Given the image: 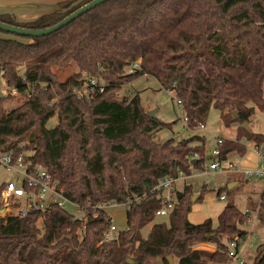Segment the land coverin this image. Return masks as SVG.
I'll return each instance as SVG.
<instances>
[{
    "label": "trees",
    "instance_id": "obj_1",
    "mask_svg": "<svg viewBox=\"0 0 264 264\" xmlns=\"http://www.w3.org/2000/svg\"><path fill=\"white\" fill-rule=\"evenodd\" d=\"M93 1L60 3L56 13L30 23L0 14V23L47 30ZM24 40L0 39V78L23 101L8 111L17 99L0 97V149L43 166L85 212L83 219L56 207L23 219L0 217V264H169V258L230 264V244L246 240L251 211L231 203L217 226L210 219L194 225V187L187 186L169 224H157L163 194L149 193L166 177L204 171L206 140L157 143L156 134L171 125L150 118L139 95L122 102L114 95L152 76L181 103L189 128L206 126L212 109L226 128L239 126L236 142L218 141L221 162L244 157L248 144L264 149L263 135L243 129L257 111L264 113V0H111L50 36ZM68 70L72 75L62 80ZM89 79L105 82L104 91L79 99L75 92ZM55 117L57 126L47 129ZM196 142L202 145L193 148ZM146 193L127 211L118 242L102 244L110 219L98 207ZM258 212L264 222V191ZM248 264H264V244Z\"/></svg>",
    "mask_w": 264,
    "mask_h": 264
},
{
    "label": "rangeland",
    "instance_id": "obj_2",
    "mask_svg": "<svg viewBox=\"0 0 264 264\" xmlns=\"http://www.w3.org/2000/svg\"><path fill=\"white\" fill-rule=\"evenodd\" d=\"M0 39H14L27 43L24 38L2 31H0ZM72 73V70L66 71L65 74H62V80H65L71 76ZM127 73L129 72L127 71ZM97 82H99L101 86L105 84L103 81L97 80ZM136 95H139L141 106L147 115L149 112L155 111L156 119L160 120L164 124L171 125V128L163 129L156 134L155 141L157 143L173 141L175 144H179L194 137L204 138L206 140V155L211 157L213 156V153L219 148L218 139L232 138V128L229 129L224 126L221 119V113L216 109L211 110L208 122L204 128H189L185 121L183 110L178 104V101L174 98V94L164 90L159 82L152 76H143L133 83L122 87L120 91L115 93L114 99L122 102L124 100H130ZM2 96L3 93H0V97ZM16 99V102L9 104L6 107L8 111L16 109L20 104L23 103V101H21L19 98ZM57 124L58 118L55 117L50 120L47 125V129H54ZM251 129L253 130V133L256 134L264 133V113L257 111L256 115L252 119ZM201 145V142H196L192 145V147L197 148ZM256 157L258 158L257 155ZM256 157L248 159L249 163L252 165L245 167L252 169L255 168L256 166L253 164H255V161L257 160ZM241 160L242 159L239 156L232 154L228 157L226 162H223V166H227L230 163L239 164L237 162H241ZM211 164L212 161L207 160L204 171L196 173L194 172V174L188 179H186L185 176L184 179L176 183V187L178 191H181L186 185L192 184L194 186L193 198H199L202 194L207 192L203 201L194 205L192 214L190 215V221L194 225H199L210 219L214 222V225L217 226L218 217L228 204H234L241 212L246 213L249 211L251 208L249 207V197L246 194L245 189L248 186H260L258 194L253 195L255 206L250 210L252 214L251 223L249 226L244 228L245 231L249 232V237L240 247L242 258L245 259L246 263L248 264L255 257L257 248L264 244V227H262L260 223V217H263V215L262 213L259 214L258 212V206L261 198L260 194L262 193L261 191L264 187V184L258 182V180L249 179V181L245 182V184H240L241 186L238 192L232 193L231 191L227 190L231 177L222 171H212L210 169ZM9 182L19 183L20 177L16 175V173L10 172L6 168L0 167V189ZM220 191L221 194L226 197L225 201L220 200V197L218 196ZM2 204L3 197L1 193V207H3ZM66 211L75 217L81 216V214H79L77 209L73 206L67 205ZM127 211L128 207L124 204L118 205L117 207L112 206L106 212L109 217L113 218L114 223L120 232L125 231L127 228ZM169 221V217L155 218V223L157 224L168 225ZM150 229L151 226L143 231L144 237L147 236ZM202 247L208 251H212V247H214V245H204ZM230 264L237 263L231 262Z\"/></svg>",
    "mask_w": 264,
    "mask_h": 264
},
{
    "label": "built area",
    "instance_id": "obj_3",
    "mask_svg": "<svg viewBox=\"0 0 264 264\" xmlns=\"http://www.w3.org/2000/svg\"><path fill=\"white\" fill-rule=\"evenodd\" d=\"M139 64L132 66L133 69H138ZM131 70V72H132ZM0 93H3L4 98L12 95L14 98H18L19 94L16 90H10L6 82L0 78ZM100 88L101 92L104 91L103 86L96 80L89 79L86 86L75 92L79 99L92 100L96 90ZM181 106V103L178 102ZM204 128V127H201ZM222 140H219V144ZM258 151V150H257ZM220 152L216 150L213 153L214 160L210 169L212 171H222L225 174H242L249 179H259L264 181V152L258 151L261 165L255 169H245L240 164H228L223 166V162L219 160ZM27 155L25 153L17 154L15 150L0 149V167L6 168L10 172L16 173L20 177V182L6 183L2 191L3 207L0 206V217L2 218H19L23 219L32 213H46L53 207L66 210L67 205L73 206L77 209L80 217L76 219H83L84 209H81L78 205L72 203L64 194L63 190L58 188V184L52 179L47 170L41 166L26 161ZM197 155H195V159ZM185 178L183 173L179 174V177H166L162 179L158 186L149 193L162 192L163 205L156 212V217H168L176 206L177 196L175 194V185L178 181ZM149 193L137 196L133 200L125 203L128 210L131 209L136 203H140L144 200ZM225 197H221L224 200ZM117 207V204L101 205L99 210L107 212L110 207ZM107 215V213H106ZM108 226L103 234L102 244H112L118 242L120 231L117 229L112 217ZM246 240L242 238H235L230 244L229 256L233 263L246 264L245 259L242 258L240 253V247Z\"/></svg>",
    "mask_w": 264,
    "mask_h": 264
},
{
    "label": "crops",
    "instance_id": "obj_4",
    "mask_svg": "<svg viewBox=\"0 0 264 264\" xmlns=\"http://www.w3.org/2000/svg\"><path fill=\"white\" fill-rule=\"evenodd\" d=\"M67 1H70V0H0V14H10V15L15 16L17 21L20 23H30V22H33V21L39 19L40 17H42L44 15L56 13L58 11V5L60 3L67 2ZM249 127L251 129V124L249 125ZM231 128H232V131H231L232 132V138H230V139H218V141L222 140L224 142H236L238 135H239V126L235 125V126H232ZM231 128H229V129H231ZM251 132H253L252 129H251ZM260 135L264 136V133L260 134ZM247 148H248L247 154L241 158L242 159L241 162H237V163H239L241 165V167H243L245 169H252V168L245 167V166H251L252 164L249 163L248 159L254 158L257 155L258 158L256 157L257 160L255 159L256 161H255V164H253V165L256 166L255 168H258L261 165L259 155H258V151L264 152V149L260 148L258 150L252 144H248ZM255 168H253V169H255ZM228 176L231 178H230V184L227 187V190L231 191L232 193L239 191L241 183L245 184V182L249 181V178H247L246 176H244L242 174H231ZM189 177H191V176H189ZM189 177L186 176V179H188ZM250 180H258V182H261L264 184V181L259 180V179H250ZM187 186H193V185L188 184L183 188V190ZM183 190L178 191V189L175 185V194L177 197L181 192H183ZM195 190H197V189H195ZM259 190H260V186L258 187L256 185L255 186L254 185L248 186L245 189L246 194L249 197V207L251 209L255 206V203L253 201V195H257ZM263 191H264V187L262 188L261 192L263 193ZM262 193L260 194L261 196H262ZM220 197H224V196L221 194ZM220 200H221V198H220ZM225 200H226V197L223 201H225ZM249 211H247L246 213H248ZM260 223H261V226L264 227V222L260 221ZM246 232L248 233V236H247V238H248L249 232L248 231H246ZM215 249H216L215 246L212 247V251H215Z\"/></svg>",
    "mask_w": 264,
    "mask_h": 264
},
{
    "label": "water",
    "instance_id": "obj_5",
    "mask_svg": "<svg viewBox=\"0 0 264 264\" xmlns=\"http://www.w3.org/2000/svg\"><path fill=\"white\" fill-rule=\"evenodd\" d=\"M111 0H94L93 2H91L90 4L84 6L83 8H81L79 11H77L76 13L72 14L71 16L67 17L66 19H64L61 23H59L58 25H56L53 28L47 29V30H31V29H24V28H19V27H14V26H9L6 24H2L0 23V31L5 32V33H9V34H13L16 35L18 37L21 38H26V39H40L46 36H50L58 31H60L61 29H63L64 27L68 26L69 24H71L72 22H74L75 20H77L78 18L82 17L83 15H85L86 13L96 9L97 7L109 2ZM234 119L238 120L239 116L236 112H234ZM148 116L152 119H155V111L149 112ZM243 129H245L247 132H251V129L249 127V124H244L243 125ZM215 157L211 156L208 157L207 160H214ZM198 197L193 198L192 202L194 204H196ZM169 264H175L173 258H169L168 259ZM128 264H138V262L134 259H129L127 261Z\"/></svg>",
    "mask_w": 264,
    "mask_h": 264
}]
</instances>
